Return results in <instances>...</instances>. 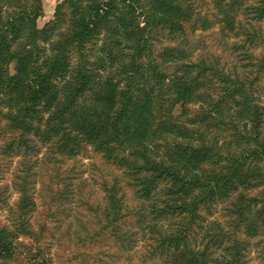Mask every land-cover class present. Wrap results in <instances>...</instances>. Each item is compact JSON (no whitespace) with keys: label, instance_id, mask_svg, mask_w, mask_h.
Instances as JSON below:
<instances>
[{"label":"trees","instance_id":"16d2710c","mask_svg":"<svg viewBox=\"0 0 264 264\" xmlns=\"http://www.w3.org/2000/svg\"><path fill=\"white\" fill-rule=\"evenodd\" d=\"M244 14L255 24L245 28ZM42 16L43 0H0V137L6 151L34 136L59 161L92 152L112 170L87 202L99 228L75 247L121 237L148 209L163 264H249L264 236V0H62L41 27ZM217 25L245 35L243 77L183 44ZM32 176L0 219V264H55L61 197L52 184L38 207ZM234 195L229 230L199 244L215 205Z\"/></svg>","mask_w":264,"mask_h":264},{"label":"rangeland","instance_id":"374dc122","mask_svg":"<svg viewBox=\"0 0 264 264\" xmlns=\"http://www.w3.org/2000/svg\"><path fill=\"white\" fill-rule=\"evenodd\" d=\"M61 1L43 0L44 16L38 20L39 26L42 27L53 18L56 6ZM251 23L255 24L251 16L244 14L243 26L249 28ZM241 31L236 36L234 33L221 31L219 25L209 31L198 29L196 34L183 44L193 50L194 60L205 59L219 63L220 67L229 71L232 76L243 77L251 69L252 61L243 49L238 48L244 43L245 38ZM177 42L162 37L159 45ZM262 85L261 102L264 105V79ZM4 146V141L0 137V219L8 221L12 217L11 209L20 197L21 185L27 170L33 174L30 193L33 194L38 207L42 199H48L54 192L50 190V185L53 184L54 190L61 197L58 204V228L49 241L55 264L67 262L73 252L80 255L76 264H163L158 252L152 251L155 243L150 238L152 233L149 224L154 223V219L148 213V209L144 210L146 216L143 223L138 224L135 221L136 217H131L132 223L122 226L118 231L121 237L111 235L106 244H99L92 250L75 247L80 238L87 237L99 228L87 202L102 198L96 182L99 180L100 172H106L109 177L112 174V170L102 164L94 153L88 152L75 159L63 158L59 161L54 156L51 146L34 136L29 148L21 147L11 152L6 151ZM57 178L61 180L58 187L52 181ZM234 200L235 195L215 205L213 213L208 216L204 232L199 236V244L204 246L208 242L211 243L209 233L213 235L219 227L229 230V222L232 221L230 209ZM130 204H136V201H130ZM218 256L220 257V254ZM248 261L249 264H264V236L252 240Z\"/></svg>","mask_w":264,"mask_h":264}]
</instances>
